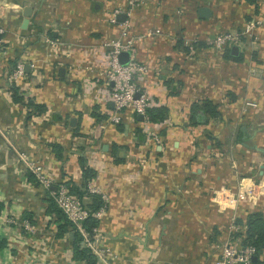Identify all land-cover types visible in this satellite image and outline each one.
Masks as SVG:
<instances>
[{
    "label": "crops",
    "instance_id": "crops-1",
    "mask_svg": "<svg viewBox=\"0 0 264 264\" xmlns=\"http://www.w3.org/2000/svg\"><path fill=\"white\" fill-rule=\"evenodd\" d=\"M128 2L0 0V200L5 198L2 214L13 217L0 227L1 264H21L27 256L31 264H85L72 257V229L55 235L57 219L44 211L49 193L8 151L41 165L52 185L68 179L79 185V158L95 171L87 186L104 202L96 234L89 237L102 253L97 264H214V253L230 237L231 215L243 220L249 209L264 211V196L225 211L194 196L199 185L207 190L209 183L193 181L205 157L187 147L207 132L227 141L231 125L237 126V142L243 126V142L264 147V26L240 35L238 60L224 57L230 47L218 52L208 45L216 32H240L247 21L263 16L264 0ZM203 5L210 14L200 18L196 10ZM124 38L132 40L135 60L146 67L134 76L136 85L167 115L148 122L126 109L119 130L104 94L110 84L101 76L108 43ZM13 61L24 65L14 83L23 100L43 104L44 112L27 118L23 101L11 100ZM205 99L217 105L219 115L191 116L190 105ZM142 124L158 131L155 152L143 142ZM251 169L264 180L262 161ZM221 170L223 179L230 175ZM79 198L90 202L88 194ZM22 219L32 233L21 227ZM258 259L264 261V246Z\"/></svg>",
    "mask_w": 264,
    "mask_h": 264
},
{
    "label": "built area",
    "instance_id": "built-area-1",
    "mask_svg": "<svg viewBox=\"0 0 264 264\" xmlns=\"http://www.w3.org/2000/svg\"><path fill=\"white\" fill-rule=\"evenodd\" d=\"M134 0H130L128 4L131 6ZM118 10H115L116 12ZM114 12L112 14V20L114 19ZM126 14L129 15V8L126 11ZM259 26H264V15L261 17L250 19L245 23L244 30L240 32H216L208 41V44L215 51L221 52L224 48L231 47L236 45L239 42L240 35L243 32L255 29ZM107 50V53L104 55V70H102V78H105V85H109L108 89L105 91L106 98L112 103L113 112L110 115V121L112 123H117L120 120L122 111L129 109L135 114H141L145 118L146 108L152 105V101L146 94V92L139 89L134 80V76L137 73H142L146 70L144 64L139 63L134 58V46L130 38L116 39L111 41ZM126 51L128 53V61L124 64H120L117 60V55ZM23 63L18 62L15 64V69L12 71L10 78L12 81H15L18 77L23 75ZM138 93V96L135 98L134 94ZM24 166L27 168L28 172L33 175L35 181L42 186L48 193L55 204V206L60 210L62 215L69 220L75 229L79 231L82 235V242L91 250L96 257H100L102 253L100 250H97L94 246L95 239H89V236L82 229V221L88 216L89 209L87 206L82 203L81 199L77 196L70 194L66 186L62 182H58L52 185L51 179L43 172L41 165L36 162H33L29 159H26L22 153L20 155ZM244 179V178H243ZM242 179V180H243ZM250 181V180H249ZM241 185V188L237 191L235 197L233 194L221 195L225 198L224 203L228 199L226 207L230 209L236 208L238 205L254 204L259 199V196H264V185L252 184L251 181L249 185ZM53 187V188H52ZM257 189H255V188ZM88 192H96L91 187L87 186ZM101 207L92 215L97 218L101 211ZM0 227L5 223H13V217L3 215L0 210ZM233 217H231L232 220ZM21 227L29 233L33 232V229L30 223L26 219H22ZM231 232L240 231L242 229L238 224L232 223L229 227ZM97 228H92V235L96 234ZM238 240V238H237ZM254 253V248L252 246L240 247L235 240L230 242L223 243L220 249L221 258L216 260V264H253L251 261V255Z\"/></svg>",
    "mask_w": 264,
    "mask_h": 264
},
{
    "label": "trees",
    "instance_id": "trees-1",
    "mask_svg": "<svg viewBox=\"0 0 264 264\" xmlns=\"http://www.w3.org/2000/svg\"><path fill=\"white\" fill-rule=\"evenodd\" d=\"M202 45V43H199ZM224 57L238 60L237 55H231L229 49H226L224 52ZM15 61L11 62L13 65ZM11 65V66H12ZM8 89L10 91L11 100L15 103H21L23 101L24 106L27 109V118L31 114H40L45 111V106L41 103H36L33 99L27 97L23 100V93L18 89V87L14 83L8 84ZM190 114L195 112L197 114V118L205 115L206 117H216L219 115L217 110V105L211 102L208 99L201 101L199 104L192 103L190 105ZM93 116L97 119L105 118V115H98L92 113ZM167 115V109L164 106H150L145 110V119L148 122H158L162 121ZM117 129H121V125H116ZM58 156V154H57ZM79 166L81 170V182L79 185H76L72 180H62L61 182L66 186L68 192L78 198L82 194H88L90 197V202L86 205L89 209L88 216L82 221L81 227L86 232L89 237H92V228H97L98 220L92 214L96 212L98 209L104 206V202L101 199L100 195L94 192L87 191V181L90 180L95 171L83 164V161L79 158ZM28 176L31 174L28 172ZM32 180H35L32 175ZM3 203L0 201V210L2 208ZM46 214H53L57 219L56 224V233L57 237L62 236L64 232L67 231L68 228L73 231V238L71 240V250L72 257L75 259L82 260L85 264H97V257L95 254L91 252V250L84 245L82 242V235L79 233L77 229L73 226V224L67 220L60 210L55 206L50 197L47 198V204L45 206ZM24 218H30V213L27 211H23ZM28 220V219H27ZM235 223L242 227L240 231L232 233V239L237 242L240 247L244 246H252L254 248L253 255L256 256V260L252 261L253 264H264V261H260L258 259V254L260 250L264 246V211L260 209H253L246 213L243 220L240 218H235ZM238 238V240H237ZM3 244V239L0 238V246Z\"/></svg>",
    "mask_w": 264,
    "mask_h": 264
},
{
    "label": "rangeland",
    "instance_id": "rangeland-1",
    "mask_svg": "<svg viewBox=\"0 0 264 264\" xmlns=\"http://www.w3.org/2000/svg\"><path fill=\"white\" fill-rule=\"evenodd\" d=\"M134 2H135V0H134ZM133 4L134 3H132V5ZM110 19H112V18H110ZM0 31H1V26H0ZM3 33H4V29H3ZM210 39L208 41H210ZM239 40H241V39L239 38ZM0 44H1V42H0ZM18 62H21V61H18ZM18 62H16V63H18ZM16 63H14L11 66L12 71H14ZM104 80H105V78H103V81ZM16 81H17V79L15 81H12L11 78L9 79V83H15ZM119 122H120V120H119ZM119 122L115 123V125L119 124ZM225 122H226L227 126H228V124H231V123H229V120H227ZM234 128L235 127H233V125H231L230 130L226 131L227 141L226 140L223 141L222 138H219L222 140L220 142V140H217L213 136H209L210 133L207 132L208 136H206V134H205L206 137H204L203 139L200 138V136H198L197 140H195L193 142H189L187 144L188 148H192V149L196 148V147L199 148L198 154L202 155V156L204 155V157H205V159H200V161L202 163H199L200 164L199 170L201 172V173L199 172L200 173L199 178H196L193 181L194 182L197 181V182H195L196 184L197 183L203 184L204 182L209 183L207 190H203L204 187L199 185L201 190H198L197 194H195L194 196L198 195V198H201V199L204 198L203 200L206 201V203L211 204L214 202L217 205V208L219 210H222V211H225L226 209L229 210L230 207H226L225 204H223V205L221 204V203H224V201H225V198L223 196L221 197V195L233 194V196L235 197L237 191L241 188L240 184L243 185V182L249 184L251 181V183L255 185V184H258V182L261 180L264 181L261 178V176H259L258 174L255 173V175H254V171L251 169V165H257V163L259 161H262L264 163V147L263 148L259 147L258 149H255V148H250V149L246 148L245 149L244 146H240L236 140L237 126H236V129H234ZM141 129H145V136H144L145 138H144L143 142H146L148 140L149 141L148 143L152 147V151L155 152L156 151L155 147L156 146L160 147V142H161L158 131L151 129L150 127L148 128V126H146V124H142ZM260 130L263 131L264 129H260ZM136 137L138 140L137 144H142L141 143V139H142L141 134L136 135ZM201 140L203 142H201ZM192 143L193 144L195 143V144L192 146ZM248 143L253 144L252 142H248ZM260 145H262V144H260ZM239 149L242 152H240ZM8 153L11 156V159L13 160L14 164L15 165L17 163L21 164L23 166L24 170L28 173L27 168L24 166V163L22 162V160L20 158L21 153L20 152L19 153L11 152V151H8ZM151 156H153V154H151ZM222 168L224 169L223 171H226V169H228V171H229L228 174L230 173V175L224 179H223V177H224L223 174L221 175L222 170L220 171V169H222ZM15 176H17V174H15ZM246 178H248V179H246ZM255 189H257V188H255ZM5 192H8V190H6ZM208 198H209V201L211 200V202H209V201L207 202ZM259 198H261V196H259ZM0 201L4 202L5 198L1 199ZM246 203L247 202H245L244 207L247 206ZM242 206L243 205H238V207H236V208L241 209ZM249 210H253V209H249ZM231 217H233V218H232V220L230 218L229 223H228V228L230 227V225L232 223L236 224L235 218L237 217V214H235L234 216L231 215ZM235 232H237V231H235ZM235 232L230 233V237L228 239L229 241L227 240L226 242L231 241L232 233H235ZM222 245H223V243L221 244V247H222ZM260 252H261V250H260ZM29 255H30V253H29ZM32 255L34 256V254H32ZM214 255L213 256L215 258V261L221 258L220 252H216V254L214 253ZM28 259H29V257L27 256L25 258V261L23 260L24 262L22 261L21 264L22 263L23 264H31V262H33V261L27 262ZM215 261H214V264H216Z\"/></svg>",
    "mask_w": 264,
    "mask_h": 264
},
{
    "label": "water",
    "instance_id": "water-1",
    "mask_svg": "<svg viewBox=\"0 0 264 264\" xmlns=\"http://www.w3.org/2000/svg\"><path fill=\"white\" fill-rule=\"evenodd\" d=\"M27 11H28V8H25L24 9V15H27ZM197 16L200 17V18H205L207 17L209 14H210V9L207 7V6H199L197 8ZM119 19L123 18V15H118ZM229 52L231 55H237L238 53V48L236 45H232L230 48H229ZM117 60L120 64H124L128 61V53L126 51H122L120 52L118 55H117ZM27 68V66H25V69ZM138 96V93H135L134 94V97L136 98ZM111 104V103H110ZM137 119L139 120H142L143 119V116L141 114H137ZM240 135L238 137V142L241 144V145H244V146H247L249 148H255V149H258L257 146L255 145H247L243 142V137H244V131H245V127L241 126L240 128ZM251 261H255L256 260V256L255 255H251Z\"/></svg>",
    "mask_w": 264,
    "mask_h": 264
},
{
    "label": "bare ground",
    "instance_id": "bare-ground-1",
    "mask_svg": "<svg viewBox=\"0 0 264 264\" xmlns=\"http://www.w3.org/2000/svg\"><path fill=\"white\" fill-rule=\"evenodd\" d=\"M244 185H249L248 183H244Z\"/></svg>",
    "mask_w": 264,
    "mask_h": 264
}]
</instances>
